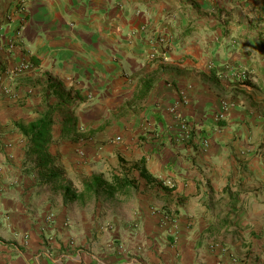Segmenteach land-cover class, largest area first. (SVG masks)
<instances>
[{"label": "crops", "instance_id": "1", "mask_svg": "<svg viewBox=\"0 0 264 264\" xmlns=\"http://www.w3.org/2000/svg\"><path fill=\"white\" fill-rule=\"evenodd\" d=\"M0 264H264V0H0Z\"/></svg>", "mask_w": 264, "mask_h": 264}, {"label": "trees", "instance_id": "2", "mask_svg": "<svg viewBox=\"0 0 264 264\" xmlns=\"http://www.w3.org/2000/svg\"><path fill=\"white\" fill-rule=\"evenodd\" d=\"M48 122L42 119L36 123L28 125L30 131L31 151L37 155V167L44 169L43 182L60 183L63 185L64 200L69 198L88 196L96 193L101 187H108L111 193L128 188L131 183L126 178L117 177L112 182H106L100 177L92 176L89 180L79 184L73 183L67 178L63 171L54 165L53 157L46 150L48 137L46 135Z\"/></svg>", "mask_w": 264, "mask_h": 264}, {"label": "built area", "instance_id": "3", "mask_svg": "<svg viewBox=\"0 0 264 264\" xmlns=\"http://www.w3.org/2000/svg\"><path fill=\"white\" fill-rule=\"evenodd\" d=\"M236 76L240 80H243L247 78V73L245 70H239L237 71ZM171 109L173 110L174 108L172 107ZM178 118H179L178 127H179V132H180V138L183 140H187L191 136V131L188 127L187 122L184 119H182L179 115H178ZM203 144H204V141H203Z\"/></svg>", "mask_w": 264, "mask_h": 264}]
</instances>
